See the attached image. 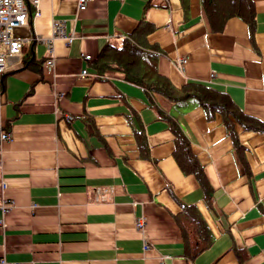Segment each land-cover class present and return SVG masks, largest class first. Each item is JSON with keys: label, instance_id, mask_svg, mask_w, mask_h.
Returning <instances> with one entry per match:
<instances>
[{"label": "crops", "instance_id": "obj_1", "mask_svg": "<svg viewBox=\"0 0 264 264\" xmlns=\"http://www.w3.org/2000/svg\"><path fill=\"white\" fill-rule=\"evenodd\" d=\"M24 1L0 88V264H264V0L252 28L231 17L220 30L203 0ZM141 27L160 76L230 110L207 117L194 97L100 75V51ZM173 119L206 188L174 158Z\"/></svg>", "mask_w": 264, "mask_h": 264}, {"label": "trees", "instance_id": "obj_2", "mask_svg": "<svg viewBox=\"0 0 264 264\" xmlns=\"http://www.w3.org/2000/svg\"><path fill=\"white\" fill-rule=\"evenodd\" d=\"M203 9L214 29H222L225 21L231 17H239L249 28L253 27L254 8L251 0H203ZM143 26L148 31V25L144 23ZM145 30H142L141 27L124 39L122 49L110 45L103 48L94 64L98 73L101 75L106 71L120 72L126 79L139 85L148 94L154 92L169 101L177 102L194 97L205 110L207 117H210L214 112L226 114L230 110V101L221 93L193 83L176 89L166 78L160 76L155 69V55L143 54L136 41L139 34L145 36ZM234 112L238 120L243 119V114L235 108ZM225 125L228 126L227 123ZM170 128L175 136V160L185 172L194 174L201 186L206 188L201 168L191 153L189 142L175 119L171 121ZM192 210V208L189 209L191 214ZM207 244L206 240L198 241L191 247L186 246V252L189 256L195 257Z\"/></svg>", "mask_w": 264, "mask_h": 264}, {"label": "built area", "instance_id": "obj_3", "mask_svg": "<svg viewBox=\"0 0 264 264\" xmlns=\"http://www.w3.org/2000/svg\"><path fill=\"white\" fill-rule=\"evenodd\" d=\"M34 5L37 6L38 0H31ZM88 0H78V11L85 10ZM28 17L27 7L24 0H0V88L2 83V76L5 72L6 59L9 55H16L20 52L22 47V41L15 39L12 36V32L15 28L25 25ZM59 35H63V31L60 28L56 29ZM70 41V39H69ZM84 58L88 61L90 56L86 55ZM51 63V61H49ZM82 75L87 72L82 71ZM8 139V135L0 130V140L5 141ZM10 206L4 202L1 205L3 212H8ZM136 227L142 229L144 222L142 219L136 221Z\"/></svg>", "mask_w": 264, "mask_h": 264}]
</instances>
